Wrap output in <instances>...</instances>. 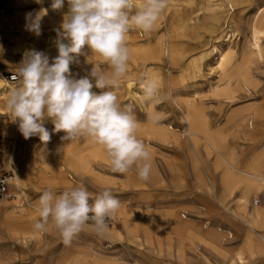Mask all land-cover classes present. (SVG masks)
<instances>
[{"label": "rangeland", "instance_id": "obj_1", "mask_svg": "<svg viewBox=\"0 0 264 264\" xmlns=\"http://www.w3.org/2000/svg\"><path fill=\"white\" fill-rule=\"evenodd\" d=\"M258 1L259 8L252 15L242 17L238 22L240 31L232 35L230 42L244 44L246 55L264 63V33L258 30V26L264 23V0ZM50 4L51 0H43L42 4H37L35 0H0V79L12 85L16 83L9 81V76L14 74L20 61L10 52V47L14 42L34 41L33 33L26 30L25 14L44 7L49 9L48 14L58 15L59 12L50 9ZM13 17L18 20V24L10 25ZM49 31L56 33L49 23L42 22V33ZM197 58L198 56L194 57ZM84 60L81 56L80 65L85 70L90 69V64H86ZM154 67L168 70L166 64H156ZM174 80L172 86L166 87L165 93L162 92L163 102L152 104V109L148 104L146 107L143 103L129 100L124 95V86L121 85L117 90L122 105L134 106L136 118L140 122L138 137L148 146L151 160L162 176V183L154 187L134 184L140 182L134 173H113L101 146L84 139L67 143L62 141L64 133L52 132L54 125L50 120H46L44 124L51 133L50 142L45 146L38 136L27 140L22 136L16 151L20 161L11 168L3 161L16 144L7 134L9 119H0V174L14 173L13 169L20 167L23 174L29 176L24 187L25 195L21 199L16 198L22 208L11 207L10 204L15 202L11 187L13 198L0 200V264H186L174 256V251L181 246L184 248L185 259L193 264H237L236 259L240 253L243 264H249V253L243 252L246 250L241 245L242 234L244 233V245L249 232V229L245 231V221L238 220L239 227H236L225 220L219 222L218 216L210 215L209 209L203 203L204 193L192 179V164L199 159L195 154L194 158L191 157V148L183 145V139L188 138V134L184 133L188 131L182 119L181 108L198 105L211 127L218 151L209 147L208 143L201 144V153L207 167L213 168L221 156L246 167V163L253 162L263 150L260 146L249 148L250 144L253 146L258 140V143L264 141L259 120L254 121L252 117L260 100L236 102L229 108L219 105L213 98L212 89L217 79L208 70L197 78H184L176 74ZM258 80L264 85V73L263 79ZM132 90L139 96L143 95L139 80L135 82ZM93 91L99 93L101 90L93 88ZM169 93L171 95H165ZM2 107L3 103H0V108ZM154 110L163 113L165 117L159 126H154L147 120V113ZM58 148H62L61 152L57 151ZM161 160L175 163L177 171L174 178L171 179ZM261 166L258 165L259 168ZM222 174L223 171L218 170L215 176L218 179ZM131 175L135 180L131 179ZM74 182H82L93 196L105 188L110 189L121 201L117 213L122 215L125 222H132L138 228L139 231L135 234L140 239L125 234L122 241L112 240L106 235H98L90 227H85L70 244H65L51 221L45 232L35 230L34 224L39 219L36 206L42 191L51 188L60 193L72 187ZM247 194L250 200L247 211L252 209L255 202L264 207V194L255 191ZM234 196L236 199H233L232 210L241 217L244 203L240 198L243 195L236 191ZM107 222L108 229L122 228L121 221L116 217ZM146 226H151L157 232L158 241L155 244L144 241L145 233L142 228ZM194 228L207 234L210 232L219 235L223 246L222 254L205 249L200 243L188 241V234H197ZM20 233L27 239L20 240ZM252 236L261 240L256 235ZM157 242L163 249L158 247ZM263 258L264 256L258 257L250 264H263Z\"/></svg>", "mask_w": 264, "mask_h": 264}, {"label": "clouds", "instance_id": "obj_2", "mask_svg": "<svg viewBox=\"0 0 264 264\" xmlns=\"http://www.w3.org/2000/svg\"><path fill=\"white\" fill-rule=\"evenodd\" d=\"M35 2L42 4L43 0ZM64 7L65 0H51L50 9L62 12L61 23L54 29L57 55L36 49L24 52L11 77L16 83L10 87L0 115L17 124L24 139L38 136L45 146L51 133L44 124L50 120L52 132L64 133L62 141L84 139L101 146L113 173H134L147 182L153 166L151 154L138 137L140 122L134 106L122 105L117 90L128 75L131 60L128 34L154 31L168 0H67L66 12ZM48 11L41 7L26 13V30L41 35ZM81 56L91 68L78 76L71 66L79 65ZM139 86L145 103L163 102L162 83L146 70L139 77ZM164 118L159 111L147 113L154 126ZM120 207L121 201L107 188L95 196L82 182H74L60 193L48 188L39 197L34 229L43 233L51 221L64 243L70 244L85 227L104 235L107 221Z\"/></svg>", "mask_w": 264, "mask_h": 264}, {"label": "bare ground", "instance_id": "obj_3", "mask_svg": "<svg viewBox=\"0 0 264 264\" xmlns=\"http://www.w3.org/2000/svg\"><path fill=\"white\" fill-rule=\"evenodd\" d=\"M259 4L260 2H257V0H168V7L157 22L154 31L145 34L140 30H133L128 34L127 43L131 49V60L128 75L122 83L124 95L129 97L131 101L147 105L143 100V95L139 96L132 90L133 85L145 70L151 77L162 83V92L164 93L167 90L166 87L168 88L174 83L176 74H180L184 78H197L205 70H208L209 74L213 73L217 79L212 89L214 92L213 98L219 105L229 108L236 102L260 100V104L255 107L252 117L254 121L259 120L264 134V85L258 80V78L263 79L264 70L262 68L264 63L257 62L252 56L246 55L244 44L239 45L230 42L232 35L240 31L238 22L245 15H252L256 12ZM66 11L67 0H65L63 9V12ZM61 20L62 12H59L58 15L48 14L42 22L49 23L51 28L56 29L59 27ZM18 23V20L13 17L10 25ZM258 28L260 33H264V23L259 25ZM55 39L56 33L50 31L41 33L39 36L33 33V42L28 43L26 40L14 42L10 47V52L19 61H21L24 52L30 49L45 51L54 57L57 55L54 44ZM195 56H198V58L194 59ZM156 64L160 66L166 64L168 70L164 71L160 67H154ZM103 67L107 68L106 65ZM71 68L73 73L78 75H84L86 71L80 64L72 65ZM11 86L13 85L6 80L0 79V103L4 102ZM169 95L171 94L169 93ZM148 105L151 109L153 108L152 104ZM181 111L182 119L186 123L188 131V138L183 139V145L191 148V157L194 158L193 154H195L199 159V161L193 162L191 175L193 181L204 193L203 203L205 207L209 209L210 215L219 217V222L225 220L229 224L239 227L238 220H244L249 232L243 245L246 251L243 252L249 253L251 259L264 256V241L261 237V240H256L252 236L254 235L252 230H258L264 235V209L261 208L259 202H255L252 209L247 211V208L250 207L247 193L255 191L264 194V141L259 142V144V140L256 142L253 140L255 142L253 146L250 144V149L260 146L263 147V150L257 158L253 159V162L246 163V167L242 164H234L233 160L228 161L221 155V159L216 161L213 168L207 167L201 153V144L203 142L208 143L209 147L218 151L211 127L205 121L204 113L198 105H187L181 108ZM2 112L3 107L0 108V113ZM2 118L9 119L6 115H0V119ZM8 128V137L16 145L3 162L13 168L14 164L20 161L16 151L17 143L22 135L17 124L12 123L10 119ZM32 144L33 141L31 140L30 145ZM161 162L164 163L171 179L174 178V173L177 171L175 163L169 160H161ZM259 164L263 168H259ZM152 165L150 180L147 182L140 180V182H134V184L154 187L162 183V176L157 171L155 163L152 162ZM13 170L14 180L11 184V191L15 202L10 205L12 208L20 209L22 205L18 203L16 198L21 199L25 195L24 187L29 180V176H25L23 169L20 167ZM218 170L223 171V174L218 178L219 180L215 176ZM133 175L130 177L135 180ZM134 186L136 187V185ZM236 191L243 195L240 198L241 202L244 203L241 217L232 210L233 199H236V196H234ZM114 216L121 221L122 228H110L104 235L112 240L119 241L123 240L125 234L127 236L131 234L135 239H140L135 234L139 230L132 225V222L131 224L128 221L125 222L122 215L117 212ZM114 216L112 218H115ZM142 229L145 233L144 241L146 243L155 244V241H158L157 232L151 226ZM194 230L197 234H188V241L200 243L205 249H211L217 251L218 254H222L223 246L219 235L210 232L207 234L197 228H194ZM19 235H21L20 240L27 239L21 233ZM157 243L158 247L163 249L162 245L159 242ZM168 253L172 254L173 252ZM184 253V248L181 246L177 251H174V256L177 260L186 264H193V262L185 259ZM236 261L237 264H243L241 253Z\"/></svg>", "mask_w": 264, "mask_h": 264}, {"label": "built area", "instance_id": "obj_4", "mask_svg": "<svg viewBox=\"0 0 264 264\" xmlns=\"http://www.w3.org/2000/svg\"><path fill=\"white\" fill-rule=\"evenodd\" d=\"M13 74L9 76V81L15 82L11 79ZM14 180V173H1L0 174V200L13 198L10 187ZM112 221V217L108 220Z\"/></svg>", "mask_w": 264, "mask_h": 264}, {"label": "crops", "instance_id": "obj_5", "mask_svg": "<svg viewBox=\"0 0 264 264\" xmlns=\"http://www.w3.org/2000/svg\"><path fill=\"white\" fill-rule=\"evenodd\" d=\"M261 208L264 209L263 206H261ZM247 229H248V228L246 227L245 231H247ZM245 231H244V232H245ZM255 231H256L257 234L255 233ZM252 233H253L254 235L258 236V237H261V239L264 241V235H263V233H261V232L258 231V230H252ZM243 237H244V233L242 234V237H241V238H242V241H241L242 243H241V245H242V248H243V249H246L245 247H243ZM257 259H258V258H257ZM263 259H264V258H263ZM248 260H250L249 264H250V263H253V262L256 261V259H251V258H249ZM263 264H264V263H263Z\"/></svg>", "mask_w": 264, "mask_h": 264}]
</instances>
